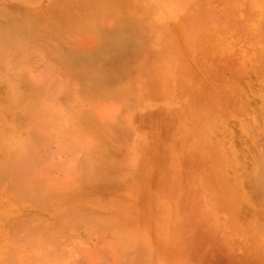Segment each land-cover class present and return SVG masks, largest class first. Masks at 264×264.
<instances>
[{
    "label": "rangeland",
    "instance_id": "rangeland-1",
    "mask_svg": "<svg viewBox=\"0 0 264 264\" xmlns=\"http://www.w3.org/2000/svg\"><path fill=\"white\" fill-rule=\"evenodd\" d=\"M22 1L0 0V17L5 16L0 26L17 39L7 36L0 42V66L5 65L0 78V227L11 236L10 220L33 226V238L21 243L24 264H261L250 245L231 239L220 217L229 198L242 215L252 206L264 209V204L244 198L238 185L204 202L209 186L199 183L197 166L196 142L208 136L206 126L214 115L224 112L222 102L236 96L222 81L232 77L228 67L234 61H220L229 44L221 30L234 19L235 0ZM256 19L251 12L252 25ZM244 33L256 39L264 28ZM240 60L236 68L255 66L251 50ZM217 63L225 70L219 71ZM247 77L239 84L249 86ZM34 98H48L52 105L45 107L61 111L50 125L33 122ZM253 116L252 110L246 114ZM16 129L27 137L17 139ZM213 147L217 145L209 146L207 157H216L219 150ZM23 148L36 153L35 166L22 169L23 180L13 176L30 183L23 187L42 196V206L27 198L22 203L6 177L9 161L24 156ZM238 164L229 165L227 176L264 168L259 160ZM18 201L31 218L16 214ZM67 214L69 222L61 219ZM260 221L264 230V214ZM48 229L54 230L51 235Z\"/></svg>",
    "mask_w": 264,
    "mask_h": 264
},
{
    "label": "bare ground",
    "instance_id": "bare-ground-1",
    "mask_svg": "<svg viewBox=\"0 0 264 264\" xmlns=\"http://www.w3.org/2000/svg\"><path fill=\"white\" fill-rule=\"evenodd\" d=\"M29 1H31V0H23L22 2H29ZM250 1H253V0H235L234 1V3H235L234 7H236V11L234 12V14L231 13L232 17L234 19H233V21L231 23H229L227 25H224L222 27V30H221V31H223L222 33L225 34V38L229 39V44H228L227 49L225 50L224 56L221 58L220 61H221V63H223L225 65H227V60L230 59V57L234 61L233 65L231 67H228L230 69L231 76L233 78L230 77V76L222 77V81H223V85H225L227 87H230L231 89H235L236 96H234L231 99H226V102L225 101L222 102V106L224 108V112L221 115H218V113H216L214 115V118H213L211 124L206 126V130H209L208 136L205 137L203 141H201V138H200L198 140V142H196V145H197V156H198V164H197V166H198V174H199V176L202 179L199 183L201 184L202 182H206V184L209 186V189H207L206 192H205V196H204V194L202 196V199L204 200V202H206V198H208V196L211 199H215V198L218 199L220 197V190L226 189L227 187H231L232 188L233 185H238V186L242 187V189L244 190V198L250 199V201L255 200L256 203L264 204V171H263L264 168L260 172H257V171L253 172L251 170H246L243 173L235 172V173L231 174L232 175L231 177L227 176V170L229 169V165H232V164L239 163L238 165H241V164L244 165L245 161L247 163H249V161L251 159L254 160V161L255 160H257V161L259 160L260 163L263 162V164H264V33H262L263 35L257 37L256 39L251 34L244 33V32L250 31L252 29V27H254V26L263 27L264 28V0H260V2L257 5H255L253 2L251 3ZM3 2H4V0H3ZM6 2H7V0L4 3H6ZM18 2H19V0H18ZM4 5H6V4H4ZM13 5H15V4H13ZM2 6H3V3L1 5V10L4 9V8H2ZM7 6H10V5L8 4ZM230 7L232 8L233 6H230ZM5 8H7L6 9V11H7L9 7L5 6ZM15 8H17V6ZM10 10L11 9H9L8 11H10ZM2 12H4V11L2 10ZM251 12L255 13L256 16H257V19L253 23V25L249 21V15H250ZM226 13H229V12H226ZM18 14H20V13H18ZM4 17L5 16L3 15V17H0V18L3 19ZM22 17H23V21H25L26 20V19L24 20L25 16L23 15ZM2 19H0V20H2ZM18 19H20V18H18ZM21 21H22V19H21ZM0 23H2V21H0ZM19 23H21V22H19ZM25 23H26V21H25ZM20 25L22 27L23 23H21ZM2 26H4L3 23H2ZM2 26H0V28ZM13 27H15V26L9 27V29L13 28ZM23 27H24V25H23ZM2 28L4 30L5 27H2ZM16 28L20 29L19 27H16ZM16 28H14V30ZM0 30H2V29H0ZM3 30L0 31V42H2L1 40L5 41V39H7V41H8V37L10 38V36H11L10 34H9V36L7 35V33H8L7 29H5L6 31L4 30V32H3ZM23 31L24 30H22L21 34L24 35L25 31L24 32ZM5 32H7V33L5 34ZM12 32H14V31L12 30ZM16 32H18V31H16ZM16 32H14V33H16ZM19 32H20V30H19ZM16 34H19V33H16ZM14 37H16V36L15 35L11 36V38H13V39H14ZM21 37H23V36H21ZM14 40H17V39H14ZM241 40H244L245 44L244 43H239ZM13 44H12V46L14 47ZM16 44L17 43H15V45ZM1 46H3V45L1 44ZM9 46H11V45H9ZM9 46H8V48H6V51H9V49H10ZM20 47H22V46H20ZM13 50L15 51V49H12L11 51L13 52ZM249 50H251L255 54V62H253V64L255 66L251 67L252 69H250L247 65L243 64L240 68H236L235 66L241 62L240 56L242 54H244L245 52L249 51ZM3 51H4V49H3ZM23 51H24V49H23ZM32 51L33 50H31V52ZM1 52L2 51H0V54H2ZM6 53H9V52H6ZM4 54H5V52H4ZM7 56H9V55H7ZM12 56L14 57L13 54H12ZM0 57L2 58V56H0ZM4 60H5V58H4ZM2 62H3V60H2ZM4 63H6V62H4ZM10 63H12V62H10ZM0 64H1V62H0ZM217 65H218L219 71H224L225 70L218 63H217ZM6 66H7V64H6ZM4 67H5V65L4 66H0V78H1L2 74L5 73L4 72V69H5ZM7 68H9V67H7ZM245 69H248L250 71L245 73V71H243ZM18 73H21V72H18ZM247 75H251V78L247 77ZM14 76H16V74ZM14 76H12V77H14ZM243 76L249 78L250 81L252 82L249 86H242L241 84H239V82H240V80L242 79ZM5 78H6V76H5ZM42 78L44 79V77H42ZM43 79H41V80H43ZM10 80H12V79H10ZM16 80H18V79L16 78ZM19 80H21V78H19ZM22 81H24V80H22ZM46 81H44V82H46ZM40 82H42V81H40ZM11 83H13V82H11ZM26 83H28V82H26ZM30 83L32 84V82H30ZM19 85H21V84H19ZM24 85H23V87H24ZM29 85L30 84H28V87H29ZM11 87H10V89H12ZM13 87H14V90H15L14 94L15 93L19 94L20 92H19L18 87H20V86H18V87L13 86ZM30 87H32V85ZM40 87H41V85H40ZM41 89H42V87H41ZM13 91H12V94H13ZM23 94H24V92H23ZM193 94L196 95V93H193ZM7 97H9V96H7ZM42 97H43V95H42ZM19 98H21V97H19ZM15 99H16V97H15ZM34 100H35V98H34ZM194 101L197 102L198 99L194 98ZM32 102H33V100H31V103ZM46 104H51L50 99L42 98V99H39L38 101H36V105L34 106L35 109L32 110V114H31V117H33L35 120L34 121L31 120L30 122H32V121L35 122L36 121V123H37V121H38V123L41 125L42 123L45 124V122L47 121V122H49V125H50L51 124L50 123L51 119L53 118V114H55V113L58 114L59 112L61 113V111H57L55 109L51 110V106L50 105H48V108L45 107ZM69 105H71V104H69ZM0 109H2V108H0ZM15 109H13V111ZM199 110H201V109H199ZM249 110H252L253 113H254V116L251 117V118H247L246 117V114L248 113ZM0 112H2V111H0ZM199 114H200V112H199ZM0 115H2V114H0ZM51 115H52V117H51ZM61 115H64L63 117L67 116L66 114H61ZM27 117L29 118L30 116H27ZM67 118H68V116L66 117V119ZM196 118H197V116L195 117V119ZM2 119H4V118L2 117ZM53 120L54 119H52V122H53ZM197 122H198V120L196 119L195 123L197 124ZM18 123H20V122H18ZM29 123H27V124H29ZM25 124H26V122H25ZM61 124H63V123H61ZM40 125H38V127H40L41 130H42V127H44V126H40ZM45 126H46V124H45ZM53 127H55V126H53ZM40 128H38V130ZM1 129L2 128H0V131H1ZM5 130H7V129H5ZM22 130L23 129H16L15 130L14 134L17 136V139H20V138L22 139L21 135L22 136L25 135V134L24 135L22 134ZM44 130L42 132H44ZM12 131H11V134L13 133ZM62 131H64V130L62 129ZM4 132L5 131H3V133ZM7 133H10V132H7ZM45 133L46 132H44V134ZM50 133H52V132H49V135H50ZM52 134H54V133H52ZM15 135H13V136H15ZM45 135H47V134H45ZM8 136H9V134H8ZM221 136L224 137V138H222ZM1 137H2V135H0V142H1ZM25 137H27V136L25 135ZM66 138H68V136ZM218 138H220V139H218ZM4 139H5V137H4ZM25 140L26 139L24 138V141ZM68 140H70V139H68ZM212 144L217 145V147H213V148L214 149L215 148L218 149L219 152H217V154L215 155L216 157H207L206 156V154H207L206 151H207V149L209 150V146L211 147ZM59 145L60 144H58V146ZM50 146H51V144H50ZM29 147H26V148L28 149ZM47 147H44V148H47ZM26 148H23V150L25 152V153L23 152L24 156L22 155L20 158H18V160H16V158H12L11 159L12 162L15 161L14 165L12 164V162H10L11 160L9 161V163H11L10 164L11 166L8 169L9 173L6 175V177H8V180H10L12 182V185L19 192V194L21 196L22 203L27 198L29 201H33L35 204H39V202H40V204L42 206V203H44V201L41 202V199H42L41 197L42 196L40 197L41 198L40 199L36 194H34L33 192H30V190H27L28 189L27 187H26L27 189L24 188L25 185L29 186L30 183H28V184L24 183L23 184V182H22V180H23L22 169H23L24 172H26V165L28 166L29 164H31L32 166H35V162H33L34 161L33 159L35 158V156H37L36 153H35V156H32L34 154H30V151H29L30 149L27 150ZM48 148H50V147H48ZM63 148L66 149L65 147H63ZM52 149H54L56 151L55 147L52 148ZM59 149H60V146H59ZM57 150H58V148H57ZM44 152L48 153L49 150L48 151H44ZM71 152H72V150H71ZM4 153H6V152H4ZM9 153H10V151H9ZM16 153H19V152L16 151ZM10 154L13 155L15 153H10ZM41 154H42V152H41ZM49 154H51V153H49ZM12 155H11V157H12ZM2 157H4V156H2ZM204 157H206L207 159H205ZM38 158H39V156H38ZM36 160H39V159L36 158ZM220 161L223 162L224 167L219 164ZM38 162H36V164H39ZM84 164H83V166H84ZM90 165H91V163H90ZM262 167H263V165H262ZM92 170L94 171V169H92ZM97 173H100V172H97ZM13 175L20 176L22 178V180H21L20 177L16 178ZM98 175H99V177L101 176L100 174H98ZM90 176H92V175H90ZM95 176L93 175L91 178H93V177L95 178ZM87 177H89V176L87 175ZM99 177H97V178H99ZM82 178L85 179V177H83V176H82ZM99 179H101V178H99ZM99 179H97V180L99 181ZM203 179H205V180H203ZM234 181L236 182V184H235ZM43 183L44 182H42V185H44ZM195 183H196V179H195ZM35 184L36 183H34V187H35ZM40 184H37L36 187L38 185H40ZM23 185H24V187H23ZM42 185L39 188H43L44 186L42 187ZM46 185H48V183ZM196 185H198V184L196 183ZM46 188L47 187H45V189ZM35 191H37V190H35ZM43 191H46V190H43ZM39 192H38V195H39ZM45 194H46V192H45ZM47 196H50V195L48 194ZM229 199L232 202L227 201V207L225 206V208H224L225 211L223 212V215H221V217H220V219H221L220 222H222V225L224 226V228L226 230V233L234 241H239V242L245 243L246 245H250L253 248V250L256 252V259L258 260V262L261 263V264L264 263V230H260V228H259L260 224H261L260 217L264 214V209L261 208V207L259 209L256 206H252L251 208H249L247 213L242 215V214H240V212H239L237 206L234 204L233 200L231 198H229ZM46 203H45V205H46ZM256 203H252V204L255 205ZM23 205L21 207H19L20 206V201H18V206L17 207H19V211L16 214L17 215H26V213H29L28 214L29 216L28 215H26V216L30 217L31 216V213H30L31 211L30 212H25V208L23 207ZM49 205H50V203H49ZM53 206H55V205H53ZM43 208H44V206H43ZM40 209H42V208L40 207ZM54 209H55V207L52 209V212H53ZM82 209H84V208H82ZM56 212H53V213H56ZM75 214H77V212ZM50 215H52V214H50ZM65 215L61 216V219L63 220V218H65L68 221L70 217L67 214L68 218H66L67 216H65ZM50 220H52V219H50ZM10 222H11V224H12L11 226L13 228V234L11 236H8L6 233H4V230L2 231V229L0 227V264H24L25 261L23 260V257H24L23 253L26 252V249L24 248L25 246H23L21 243H22V241L26 240L27 237H31V234H33V232L31 231L33 226L31 225V227H25L26 226L25 224L18 223L15 220H10ZM91 223L92 222H90V224ZM55 224L52 223V225H55ZM64 227H65V225H64ZM91 227H92V225H91ZM50 228H51V226H50ZM50 230L51 229H48L46 231V233L49 234V235H51ZM62 230H63V228H62ZM53 231L54 230H51V232H53ZM44 236H46V235H44ZM31 238H33V237H31ZM32 245H34V244H32ZM32 250H34V249L32 248ZM57 252H60V251H57ZM9 254H11L10 256H12V258H13V260L11 259L12 261L10 260L9 257H7V255H9ZM29 256H30V254H29ZM32 260H35V258L32 259Z\"/></svg>",
    "mask_w": 264,
    "mask_h": 264
}]
</instances>
